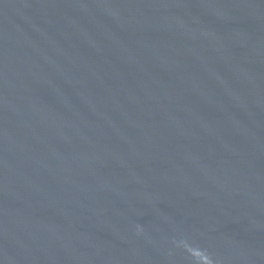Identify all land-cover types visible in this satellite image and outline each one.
<instances>
[{
    "label": "water",
    "instance_id": "obj_1",
    "mask_svg": "<svg viewBox=\"0 0 264 264\" xmlns=\"http://www.w3.org/2000/svg\"><path fill=\"white\" fill-rule=\"evenodd\" d=\"M0 264H264V0H0Z\"/></svg>",
    "mask_w": 264,
    "mask_h": 264
}]
</instances>
